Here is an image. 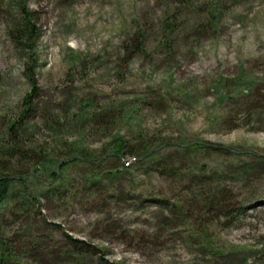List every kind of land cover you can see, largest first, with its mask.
<instances>
[{
    "label": "rangeland",
    "instance_id": "rangeland-1",
    "mask_svg": "<svg viewBox=\"0 0 264 264\" xmlns=\"http://www.w3.org/2000/svg\"><path fill=\"white\" fill-rule=\"evenodd\" d=\"M19 1L0 0V133L21 115L33 74L38 91L20 128L25 144L85 139L99 158L109 139L141 133L152 144L232 150L236 157H177L185 179L205 167L229 200L224 205L243 214L231 224L220 205L200 214L202 203H186L185 183L150 178L144 169L87 195L79 187L87 169L76 164L62 174L77 197L62 206L45 209L47 187L30 177L27 191L42 196L40 207H28L24 187L13 184L0 216V264H74L80 257L66 236L94 248L80 264H264V0H24L35 28L24 51L8 34ZM135 39L140 51L124 52ZM87 102L107 117L103 124L50 129L47 121L68 126ZM91 163L97 175L99 163ZM122 163L134 167V159ZM58 164L47 165L48 173ZM239 169L248 172L244 182L231 176ZM179 194L181 205L173 198ZM156 195L176 200L179 210L150 202Z\"/></svg>",
    "mask_w": 264,
    "mask_h": 264
},
{
    "label": "trees",
    "instance_id": "trees-1",
    "mask_svg": "<svg viewBox=\"0 0 264 264\" xmlns=\"http://www.w3.org/2000/svg\"><path fill=\"white\" fill-rule=\"evenodd\" d=\"M178 2L189 4L190 1L179 0ZM18 4L20 7L19 19L18 21H10L11 27L8 30V34L16 48L24 51L27 46L29 47L33 44L35 28L32 24L31 13L26 9L25 1L20 0ZM132 44V47L126 45L124 47V52L128 53L140 51L141 43L139 39H135ZM28 81L31 86V93L22 103L21 115L13 122H9L5 133H0V216L2 214V207L9 198L11 188L15 182L24 187V191L20 193L27 199V203L24 204H27L28 207L32 204L37 207L41 206L40 196L42 195H33L27 191L28 179L30 177L37 183H45L47 189L46 195L43 197H45L47 205L44 208L47 210L51 209V207L55 208L57 206H62V203L76 198L77 196H74L73 194L74 191H72V193L67 191L68 180L67 178H64L62 174L66 168L76 164L82 165L87 169L86 172H84L82 182L79 185L81 188L80 191L84 194L86 193L87 195L90 194L92 196L94 190H97L98 188H108L109 182H112L115 178L119 179L122 175L123 178L125 175L132 176V173H135L136 170L141 171L139 169H144L142 175L147 174L150 178L153 177V175H156L158 178L169 180V184H174V186H179L180 184L185 183L182 192L192 196V198H190V200L188 199L186 203H202L203 207L197 210L200 214H205L208 211H216L220 205L221 208L219 207V210H222L220 215L228 220L229 224L235 222L239 216L243 214V210L240 207L237 208L224 205L225 201L229 200L222 193L216 177L206 175L205 167H197L194 177L185 179L183 173H185L186 170L181 166V162H179L180 159L177 157L179 154L188 156L190 154L195 155L204 151H213L222 153L227 157H236L238 153L232 150L217 149L209 145H202L198 143L185 144L184 142H180L178 144H170L159 141L152 144L149 142V139H144V135L141 133L131 140L124 139L119 136L109 139V143H107V146L99 155V158H96L93 153L84 148L85 139H72L71 142H69L68 139H53L50 145L44 146H41L38 143L35 145L25 144L23 141L24 139L21 137L20 128L23 126L25 127L27 125L25 123L32 118V108L35 105L34 98L38 91L37 83L34 80L33 74H29ZM88 102L85 103V108L82 109V112L78 116L70 119L68 126L62 125L61 127L60 123L57 121H47L50 129L55 130L60 127L61 129L66 130L70 124V126L80 124L81 122L86 124L89 121H95L99 122L98 124H103L102 122H105L107 117L103 115H95L93 106ZM88 112L91 113L89 114ZM120 112L121 111H119V113ZM168 149H173L174 151L173 153L170 152L166 155V158H163V155H165V152ZM125 159H134V167L132 164L130 165L128 163H126L127 165H124L122 162ZM94 160L99 163L97 166L98 173H96L97 175L91 176L92 172L88 170V167L89 165L90 167L96 165H91V162H94ZM61 161L70 162L60 166L58 176L55 174V170L48 173L46 168L47 165H52V163L58 164ZM108 161L114 166L99 170L100 166L102 167V165ZM23 163H26L29 167L32 166V168L27 173L17 172V166ZM43 171L45 173L47 172V176H44L45 178H43V180L35 176V174L37 175ZM231 176L236 180H242V182L247 180L249 177L248 172L243 169H239V171L235 170ZM14 194L17 195L19 193ZM153 198V201L150 202H153L160 208L171 210L173 212L179 210L180 207H177L175 203L173 204L171 202L178 200L180 205L182 204L180 202H183V198L180 194L173 197L176 200L167 198L166 196L164 198L158 197V195ZM89 201L90 200L87 202ZM262 206H264V204ZM66 237L69 241L70 252H74L75 257H80V259H74V264H80V260L85 261L91 257L90 255L94 254L92 252L94 248L90 245L73 239L70 236ZM5 246L9 247L6 243ZM5 261H2V264H7V261Z\"/></svg>",
    "mask_w": 264,
    "mask_h": 264
},
{
    "label": "water",
    "instance_id": "water-1",
    "mask_svg": "<svg viewBox=\"0 0 264 264\" xmlns=\"http://www.w3.org/2000/svg\"><path fill=\"white\" fill-rule=\"evenodd\" d=\"M71 161V160H70ZM70 161H61L58 165H57V167H56V169H55V174L58 176V172H59V168H60V166H62V165H64V164H67L68 162H70Z\"/></svg>",
    "mask_w": 264,
    "mask_h": 264
}]
</instances>
